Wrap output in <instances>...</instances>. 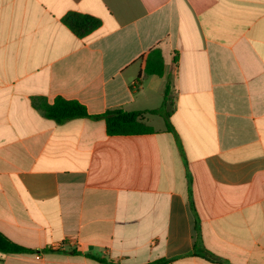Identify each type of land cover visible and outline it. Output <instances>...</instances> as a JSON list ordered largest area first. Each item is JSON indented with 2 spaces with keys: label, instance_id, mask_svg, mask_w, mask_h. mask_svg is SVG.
<instances>
[{
  "label": "crops",
  "instance_id": "crops-1",
  "mask_svg": "<svg viewBox=\"0 0 264 264\" xmlns=\"http://www.w3.org/2000/svg\"><path fill=\"white\" fill-rule=\"evenodd\" d=\"M169 79L173 131L44 110H158ZM0 233L30 250L0 264H264V0H0Z\"/></svg>",
  "mask_w": 264,
  "mask_h": 264
},
{
  "label": "trees",
  "instance_id": "trees-1",
  "mask_svg": "<svg viewBox=\"0 0 264 264\" xmlns=\"http://www.w3.org/2000/svg\"><path fill=\"white\" fill-rule=\"evenodd\" d=\"M65 24L71 29V31L78 37H85L98 29L101 26V21L90 15H82L79 13H70L64 19ZM174 62H177L175 58ZM145 73L148 75L163 76L165 73V65L163 61L162 52L160 49H154L151 51L146 60ZM141 76L139 77L140 80ZM136 81V83L139 82ZM172 81L169 79L165 94L164 101L160 109L153 111H134L127 112L123 109L109 110L102 115H90L87 108L78 101L66 100L64 98H57L52 106H45L44 110L46 116L56 121L57 123H64L69 120L77 118H91V119H103L106 123L107 133L110 136H133V135H145L154 133L152 127L147 126L143 122V116L145 113L159 114L165 122L168 131H173V125L171 123V116L173 113V105L171 101ZM0 252L4 254L14 253H28L30 250L19 246L12 242L0 233ZM78 253V252H75ZM87 258L93 259L104 264H116L113 261H109L105 257L86 254ZM216 261V259L211 258ZM166 261H159L158 263H165Z\"/></svg>",
  "mask_w": 264,
  "mask_h": 264
}]
</instances>
